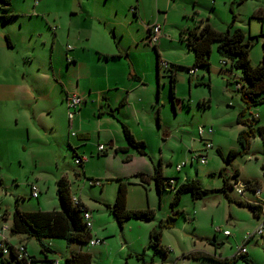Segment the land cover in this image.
<instances>
[{"label":"rangeland","instance_id":"obj_1","mask_svg":"<svg viewBox=\"0 0 264 264\" xmlns=\"http://www.w3.org/2000/svg\"><path fill=\"white\" fill-rule=\"evenodd\" d=\"M31 1L8 0L10 3L8 12L14 13L15 16L6 22L0 18V70L1 64L9 60H16L18 68L28 66L29 64L22 62L25 52H35L36 57L41 54L44 57L49 55V47L44 46L42 41H48L51 38L49 26L47 27L45 23L46 16L39 12L35 13ZM131 2L133 3L134 0H108L105 4L101 0H92V6L105 11L107 21L115 24L116 37H120L118 33L120 31L124 34L121 44L126 42L127 30L134 31V35L140 31L139 26L135 22L132 23L126 16L127 11H130L127 8ZM65 3L67 4L68 0H51L47 11L53 9V6L59 7ZM116 10H118L117 13ZM259 11L264 13V0H143L140 16L149 17L151 24L160 20L159 17L162 14L166 15L163 38L158 40L156 45L161 59L169 64L174 76L173 98L170 96L168 71H164V74L160 73L158 92L155 72L152 71V74L147 75L148 106L145 115L147 125L144 127L145 135L143 131L142 136V142L145 144L144 154L130 150L117 158L112 148L108 146V142L91 139L86 142L87 151L84 153L86 161L81 166L73 163L74 155L71 150H67L65 146L58 150L56 154L58 167L66 172L72 192L75 191L76 195L89 207L93 231L97 232L99 240L103 239V244L92 247L86 244L80 246L75 243L68 244L59 238H43L41 242L52 251L44 254L38 240L24 235L27 238L28 254L36 260L32 264H53L52 260L58 261V264H64V259L69 252L78 249L91 254L92 264H198L199 261L188 260L182 257L183 254L205 251L216 241L222 244V254L228 256L242 245L246 236L257 227L258 220L248 208L236 204L245 199V194L243 197L238 195L234 187L225 193H208L198 200H192L188 193L183 194L180 197L173 227L170 229L164 227L161 231L160 239L163 247L167 248L166 256L163 257L160 251L155 252L148 246L149 231L153 227L157 228L161 221H165L167 216L171 215L169 200L172 199V194L163 189L159 199L153 182L148 186V183H141L139 177L134 175L140 170L152 172L161 163L165 172L177 174L183 181H194L208 189L222 187V175L219 171L223 168L226 169L224 177L228 179L227 173L233 169H238L241 177L263 176L264 146L258 135L248 138L247 153L237 155L230 161L227 157L230 150L242 151L237 138L239 132L246 129V121L250 120L253 126L264 125V102L247 107L241 93L235 89L236 82L240 85L244 84L242 74L239 70H229L228 65H222V59L216 51V43L212 45L209 66L197 67L196 78H190L186 68L192 67L194 54L187 50L184 41L179 39L180 30L202 25V21L195 23L193 21L195 18L203 19L217 31H224L231 23L230 31L240 29L245 33V39L251 43L249 61L254 66L258 64L264 53V19L257 17ZM4 14L6 12H3L0 6V15ZM27 15H31L32 18ZM41 17L44 19L43 22ZM31 31L36 32L37 36L40 34L38 38L40 42L29 37L28 34ZM5 34L13 42L18 35L23 34L25 48L20 45L13 49L7 48ZM144 36L145 34H138L141 39ZM149 48H141L138 53L142 62L149 59L153 65L155 54ZM0 85H3L1 75ZM152 90L154 93H151ZM260 96H264V93ZM244 108L245 112L239 122V114L243 113ZM156 109L159 110V126L156 124ZM54 114L52 112V116ZM254 117H256L255 120ZM9 118L6 117V119ZM50 120L53 131H48L46 135H43V131L35 132L39 139L24 143L28 151L40 148L47 141L53 142L56 137L60 139L63 135L65 136L64 119L55 116ZM22 122L21 120L17 125L8 126V129L0 134L2 136L0 148L3 151L5 163L18 157V147L16 143H11V138L8 137L16 135L15 130L19 131L18 136H24ZM30 122L33 124V121L30 120ZM199 127L205 129L211 127L213 131L212 134H204V140L212 144V148L207 152H204V141H201L198 135ZM98 144L104 147L105 153L94 154ZM200 154L206 155L205 164L199 163L197 156ZM28 155L30 157L31 154ZM126 157L129 159L128 162L124 161ZM181 163L185 164L176 173L175 166ZM32 167L33 164L28 162L22 172L27 173ZM6 169L13 172L15 165L4 167L3 174ZM51 172L49 174L47 169L41 172L44 173V181L46 183L49 181V186L55 171ZM88 176H102L99 179L103 183L102 187H90L87 182V179H90ZM116 176L128 183L127 194L133 206H145V190L148 192L150 208L154 212L151 220H130L119 226L105 205H101V202L105 200L107 203L114 201V192L118 186V181H113ZM242 183L245 182L242 181ZM7 184L11 187L7 192H12L10 205L8 209L5 204L1 205V210H8L9 214L13 212L15 202L13 196L16 194L27 198V202L24 201L23 204L29 203L30 206H35L36 199L27 196L28 190L21 180L19 183ZM246 194V197H250L249 193ZM39 203L45 210L59 209L52 184L49 189L41 188ZM224 230H227L229 235H224ZM253 238L250 243L259 251L258 247H261L264 237ZM16 239L17 237L13 238V242L16 243ZM244 247L248 249V243ZM46 257L47 260H45ZM207 262L210 263L209 260Z\"/></svg>","mask_w":264,"mask_h":264},{"label":"crops","instance_id":"obj_2","mask_svg":"<svg viewBox=\"0 0 264 264\" xmlns=\"http://www.w3.org/2000/svg\"><path fill=\"white\" fill-rule=\"evenodd\" d=\"M50 1L51 0H41L36 6L33 5V0L31 1L33 11L35 13H42L46 16L45 23L47 27L49 26L51 38L48 41H42L44 42V46L49 47V55L47 54L44 57L41 52H39L41 56L39 55V57H36L35 52L31 53V51H29L25 52L22 58V62L26 65L29 64L28 66L18 68L16 60H9V62L1 64L0 75L3 85H0V134H3L4 130L8 129V126L17 125L21 120L23 121L22 123H24V136H18L19 131L15 130L14 132L16 135L8 137L9 139L11 138V143H16V147H18V157L14 160H8L5 163L3 162L4 154L0 148V206L5 204L6 209H8L10 205L9 203L12 196V192H7L8 189H11L7 183H19V180H21L28 190L27 196H29V198H33L30 194L31 185H36L39 192L38 196L33 198L36 199L34 207L30 206L29 203L23 204L24 201L27 202V198L25 199L24 196L13 194V198H15L14 208L17 207L22 211H51L45 210L43 206H41L39 203V194L41 195L42 187L49 189L51 184L53 192L55 193L56 181L62 176L68 179L66 172L61 171L58 167L56 159L58 150L63 149L64 146L67 150H71L73 155L76 154V156L85 157L84 153L87 151L86 142L91 139H96L97 141L103 140L104 142H108V146L111 147L114 152L115 148L125 146L120 128L121 124L129 129L136 141H143L142 136L143 131L145 135L144 127L147 125L145 115L148 106L146 97V77L152 74V71L155 72L157 79L156 90L158 92V78L160 77V73L164 74V71L170 69L169 64L161 59L157 45L154 47L159 55V62H157L155 52L153 65L149 59H145V61L142 62L139 56V49L151 47L146 43V36L148 27L151 25V19L149 17L144 18L140 16V7L143 0H134L127 8L130 9V11H127L126 16L129 17L132 23L135 22L137 26H139L140 31L134 35V31L127 30L126 42L124 44L120 42L124 34L120 31L118 32L120 37H116L114 31L115 24L107 21L105 11H102L96 6H92V0H68L67 4L65 3L59 7L53 6V9L47 11V6ZM102 1L103 4H105L108 0H101V2ZM5 7L7 9L6 14L12 15V17L15 16L14 13L8 12L10 8L9 2ZM131 9L134 11L131 12ZM117 12L118 10H116V13ZM129 12L132 15H129ZM28 14H30V12ZM27 16L32 18L31 15ZM165 18L166 15L162 14L159 17L160 20L156 21L162 27L159 40L163 38ZM43 21L44 19L42 18V22ZM193 21L195 23H197V21H202V23L205 22L201 18L198 20L195 18ZM140 33L142 35L145 34L143 39L138 37ZM28 35L31 39L40 42L38 39L40 38V34L37 36L36 32L31 31ZM5 37L8 38L11 44V46L6 44L7 48L13 49L17 45L25 48L23 34L18 35L15 38V42H13L7 34L4 35V39ZM68 46H70L71 49H68ZM149 50H153V47L149 48ZM162 62L167 64L166 68L161 65ZM168 74L170 76L171 73L168 71ZM195 83H197V81H195ZM73 93L80 95L83 99L79 111L74 116L72 122L73 130L76 132L75 137L69 135L70 130L68 129L66 118V98ZM151 93H154V90H152ZM122 98L125 99L124 104L118 107L116 111H112L113 113L111 114L110 110H114ZM151 105L153 106V104ZM52 112L55 113L53 116ZM158 113L159 110L156 109V118ZM55 116L64 119L65 136L63 135V138L60 139L56 137L53 139L54 143L52 141H47V143L45 142L42 144L40 148L29 149L28 151L24 143L30 140H38L39 136L35 135V132L38 130L40 132L43 131V135H46L48 131H53V125L50 119ZM6 117L10 118L6 119ZM30 120L33 121V124ZM1 137L2 136H0V138ZM99 145L101 144H98L94 149V154L96 155L105 153V151L102 153L97 151ZM28 154H31L30 157ZM90 154L94 155L93 153ZM113 154L118 158V156H121L123 153L114 152ZM28 162H31L33 167L27 173H23L22 171L27 167ZM12 165H15L13 172L10 169H6L3 174L4 167H11ZM262 167L264 171V164ZM18 169L20 171H18ZM44 169H47L49 174L52 173V170L55 171L51 177L53 180L50 182V186L49 181L47 183L44 181V173H41ZM160 170L163 177H175L179 182H183V180L179 178V175L165 172L161 163ZM180 170L181 168L179 171ZM223 170L226 171L224 168ZM233 170H237V181L240 184H244L242 181L257 182V186L261 191L260 194L256 195L253 190L254 188L249 189V191L244 192L245 199L243 202L259 205L263 209L264 173L262 177H241L238 169ZM233 170L228 171L227 175H232ZM179 171L175 170L176 173ZM139 173L152 174L153 171L144 172L140 170L134 176ZM88 177H90V179L94 178L99 180L102 176ZM103 178L107 179V177ZM118 179H120V177L116 176V178L112 180L117 181ZM152 182V180H149L146 183L150 186ZM70 190L72 198L79 200L89 210V207L83 203L81 198L76 195L75 191L72 192L71 187ZM116 191L115 189L113 198L115 197ZM246 193H249L250 197H246ZM161 194L159 195V199L161 198ZM171 194L173 197V193ZM106 201L107 200H105V202L102 201L101 205H110L113 203H107ZM144 201L146 202V204H144L145 206H133L129 201V194H127L126 207L129 209H151L148 200V192H146V190ZM170 201L171 200H169V203ZM21 204L23 205L21 206ZM177 207L175 208L176 211H178ZM1 211L3 214H7L3 220H0V228L2 225H6L8 228L6 232L2 233L6 244L13 247L24 245L26 255H29L27 250V238L22 234H15L14 237H11L13 234L9 232V228L11 225L12 213L9 214L8 210ZM176 217L177 215L174 218L176 219ZM256 218L258 220L256 226L260 224L264 225L262 210ZM127 221L130 222V220H126L122 225ZM7 222H9V225H7ZM225 231L227 230H224L223 233ZM90 233L92 238H99L97 232H95V230L93 231V225L90 229ZM16 237L17 242L15 243L12 239ZM252 238L247 241L244 239L242 245L228 256L222 254V244L216 241L213 242V245H211L212 247H207L205 251H200V253L212 255L215 258L231 259L236 256L235 254L240 247L248 243L249 248H245V255L254 264H264V242L261 244V247H258L259 251H257L250 243ZM256 238L257 237L253 239ZM100 244H103V239ZM189 253L191 252H187V254ZM187 254H183L182 257L188 260L191 259L187 257ZM235 259L236 260L231 264H246L241 259L240 261L238 258ZM198 264L218 263L213 261H210V263L207 261H199Z\"/></svg>","mask_w":264,"mask_h":264},{"label":"trees","instance_id":"obj_3","mask_svg":"<svg viewBox=\"0 0 264 264\" xmlns=\"http://www.w3.org/2000/svg\"><path fill=\"white\" fill-rule=\"evenodd\" d=\"M8 5L7 0H0L1 10L7 12L5 6ZM259 11L257 17L264 19V13ZM12 15L4 14L0 15V18L6 22ZM231 23L224 31L214 30L208 23L203 22L193 29L180 30L179 39L184 41L187 50H190L194 54L193 65L189 69H196L197 67H208L209 57L212 50V45L216 43V51L222 59L224 66L228 65L229 70H239L242 74L244 84L238 85L235 88L241 93L242 99L246 102L247 107L260 104L264 102V96H260L264 93V53L258 64L252 66L249 61V48L251 43L245 39V33L240 29H235L230 31ZM6 44L11 46L7 37H5ZM153 50L156 53L157 62H159V55L157 54L156 48L154 46ZM158 67V66H157ZM170 74V96L173 98V86H174V76L172 70L168 69ZM125 102L122 98L118 106L112 111H116L118 107H121ZM239 114L238 121L240 122V117L244 114ZM256 118H254L255 120ZM156 124L159 126V118L157 115ZM244 124V123H243ZM246 129L239 132L238 142L241 145L242 151L228 152V161L241 155L247 153L248 138L258 135L263 146H264V125L253 126L251 121L248 120L245 123ZM122 136L125 142V146L118 147L114 149L115 153L127 154L128 151L134 150L139 154H144L145 144L142 141H136L129 131V129L123 124L120 125ZM76 154L74 155L75 158ZM125 162L129 159L126 157ZM82 166V164H80ZM220 175L223 177V185L219 189H206L201 187L198 183L194 181H183L179 182L176 180V188L173 192V197L169 203V208L171 215L167 216L165 221H161L157 228H152L149 231V243L148 246L151 247L155 252L160 251L163 257L166 256L167 248H164L160 243L162 228L173 227V221L177 215L175 208L180 202V197L183 194H190L191 198L194 200L201 199L208 193L214 192H226L227 190H232L234 186L239 183L237 181V170H233L232 175L226 178L224 177V170L219 171ZM78 174H76L77 176ZM82 175L84 173L82 171ZM139 177L141 183H146L152 180L155 186L156 193L158 196L161 191L165 189L164 183L168 180L161 174L160 163L158 168H154L152 174L139 173L136 175ZM90 180V179H88ZM117 191L115 194L114 201L111 205L105 204V207L110 212V214L115 219L119 226L126 220H139V221H149L154 216L152 209H129L126 207V196H127V182L118 179ZM56 196L59 202L58 210L51 211H22L17 207L14 208L11 215V225L9 232L13 235L22 234L27 237L35 238L39 241L41 251L45 254L46 252H52L48 247H46L41 240L43 238H59L65 240L68 244L75 243L78 245L88 244V241L92 238L90 229L85 227L83 221V213L88 209L78 200L77 204L72 201V194L70 190V182L65 177L62 176L56 181ZM258 188L257 182H245L243 184V191H249V189ZM253 189V190H254ZM238 206L248 208L252 214L257 217L261 211L259 205H252L245 203L243 201L236 202ZM89 211V210H88ZM2 212V211H1ZM5 215L2 212L3 220ZM10 253L8 255H3L0 251V264H32L36 260L31 256L27 255L21 259H18L16 254L13 252V246L7 244ZM166 250V251H165ZM188 258L197 261H213L218 264H231L235 258L241 259L246 264H254L246 255L235 256L231 259L225 258H215L212 255L202 254L197 252H191L187 254ZM47 260V257L45 258ZM55 260H52L53 263ZM64 264H92V256L90 253L82 251L81 249L72 250L69 252L68 256L64 259Z\"/></svg>","mask_w":264,"mask_h":264},{"label":"built area","instance_id":"obj_4","mask_svg":"<svg viewBox=\"0 0 264 264\" xmlns=\"http://www.w3.org/2000/svg\"><path fill=\"white\" fill-rule=\"evenodd\" d=\"M41 0H33V5L36 6ZM131 11H134L133 9H131ZM161 25L159 23H153L151 24L149 27H148V32H147V36H146V43L149 45V46H155L161 36ZM68 49H71L70 46L67 47ZM222 63V62H221ZM161 65L166 68L167 67V64L162 62ZM223 65V63H222ZM189 77H193L195 78V73H196V69H189L187 71ZM239 86L236 85L235 88H238ZM82 97L76 93H73L72 95L68 96L66 98V118H67V125H68V129L70 130L69 131V135L71 137H75L76 136V132L73 130V125H72V122H73V119H74V116L78 113L79 111V108L82 104ZM256 118V117H254ZM212 128H203V127H199L198 128V135H199V138L201 141H204L203 142V146H204V152H207V150L211 149L212 148V144L210 142H207L204 140V134H212ZM97 151L99 153H102L104 151V147L102 145H99L97 147ZM198 158V161L200 164H205L206 163V155L205 154H200L197 156ZM86 161V157H83V156H76L74 159H73V163L75 165H80V164H83L84 162ZM185 163H181V164H178L175 166V170L176 171H179V169L181 168V166H183ZM87 182H88V185L90 187H100L102 185V182L100 180H96V179H90L88 180L87 179ZM164 187H165V190L173 193L175 191V188H176V180H175V177H169L168 180L164 183ZM235 190H236V193L240 196H244V191H243V184H240V183H237L235 186ZM38 188L36 187V185H31L30 187V194H31V197L33 198H36L38 196ZM260 189L259 188H255L254 189V193L256 195H259L260 194ZM72 201L73 203L77 204L78 200L76 198H72ZM262 215L264 216V208L262 209ZM261 212V211H260ZM2 218V212L0 210V219ZM83 221L85 223V227L87 229H91L92 228V222H91V213L90 211H84L83 213ZM8 230V228L6 227V225H2L1 228H0V251L3 255H8L10 253V250L8 249V246L5 242V239L4 237L2 236V233L3 232H6ZM224 235H229V233L227 231L224 232ZM252 237H264V225L263 224H260L258 225L254 231L252 233H249L245 240H249L250 238ZM101 243V240H99V238H96V237H93L91 238L89 241H88V246H95L97 244H100ZM13 252L16 254L17 258L18 259H21L23 257H26V252H25V248H24V245H18V246H15L13 247ZM246 254V250H245V247L242 246L240 247L237 252H236V256H240V255H245ZM53 264H58V261H54Z\"/></svg>","mask_w":264,"mask_h":264}]
</instances>
